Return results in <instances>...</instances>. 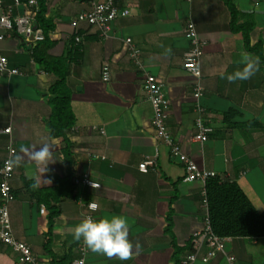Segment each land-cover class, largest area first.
<instances>
[{
	"label": "crops",
	"instance_id": "0c3cea01",
	"mask_svg": "<svg viewBox=\"0 0 264 264\" xmlns=\"http://www.w3.org/2000/svg\"><path fill=\"white\" fill-rule=\"evenodd\" d=\"M3 2L12 4V0ZM226 2L121 0L120 7L129 14L113 20L103 37L96 27L82 23L76 30L71 25L88 8V0H44V19L54 26L46 54L66 59L68 67L66 83L74 115L67 134L73 143L71 165L65 160L62 139L53 137L48 126V89L55 75L33 59L36 44L13 34L0 40V54L7 58L8 67L20 71L0 77V165L9 146L15 149L13 160L21 157L19 165L14 163L11 180L15 193L9 204L11 228L41 264H70L84 244L73 238L74 227L87 214L96 219L126 218L134 248L130 259L121 260L86 246L85 264H179L188 251L176 254V250L188 241L192 244L194 233L204 226L202 184L183 180L182 164L157 137L151 125L152 107L143 90L144 72L133 62L127 38L139 50L144 70L163 83L168 101L166 126L181 151L201 169L235 181L254 207L264 210L263 65L244 48L241 33L231 31ZM232 3L242 15L238 23L251 15L255 25L250 41L262 40L264 51V0ZM14 13L23 11L19 8ZM188 21L195 24L203 50L198 79L183 67L191 47L184 35ZM78 30L82 42L75 48L72 37ZM242 53L258 62V70L249 79L230 82L227 76L244 67ZM103 63L109 66L108 81L101 77ZM196 82L203 87L198 99L200 114L193 97ZM229 110L235 112L226 119ZM198 115L212 129L204 142L193 139ZM8 127L10 132H3ZM45 146L47 162L38 167L32 154ZM146 157L154 158L155 165L143 173L138 164ZM69 172L75 179L87 174L99 187L76 184L70 196L40 199L24 182H34L35 191L51 190ZM89 202L97 203V210L90 211ZM41 206L44 213L39 211ZM169 210L174 243L165 233ZM50 219L53 226L47 252L43 244ZM206 251L204 243L201 253ZM16 256L0 242V264H20ZM227 256L234 258L233 264H264V237H227L225 253L209 262L198 259L195 264H229Z\"/></svg>",
	"mask_w": 264,
	"mask_h": 264
},
{
	"label": "built area",
	"instance_id": "2783aa9c",
	"mask_svg": "<svg viewBox=\"0 0 264 264\" xmlns=\"http://www.w3.org/2000/svg\"><path fill=\"white\" fill-rule=\"evenodd\" d=\"M119 1L121 0H88V8L79 12L72 20L71 25L77 30L80 24L85 23L88 26L96 27L100 35L106 37L110 31L111 22L118 17H125L129 14L126 8L120 7ZM19 8L22 9L23 13L15 15L14 11ZM38 11V0H12V4H5L3 0H0V29L4 30V32L0 33V40L10 34L20 36L33 44L43 40V30L36 23ZM184 35L190 41L191 47L184 55L183 67L198 79L201 77L200 58L203 50L197 36L196 26L192 21L186 23ZM81 42L82 35H75L74 44L79 45ZM126 43L133 62L144 72L143 90L152 107L151 125L157 137L169 146L171 156L177 158L182 164L184 169L183 180L187 182L199 181L202 184L201 202L205 214L204 226L201 231L194 233L192 249L181 257L179 264H195L198 259L202 262H209L218 254L225 253V241L227 239V237H221L214 233L207 212L205 182L208 178L215 176L216 173L211 170L201 169L181 151L180 146L173 140L166 126L168 101L163 91V83L156 76L144 70L142 62L140 61L139 50L132 45L130 38L126 39ZM7 62V58L0 54V77L4 74L12 75L20 73L17 68L8 67ZM101 77L104 81L109 80V66L107 63H103L101 66ZM202 94L203 87L200 82H196L193 86V97L197 102L195 110L199 114L202 113V108L198 104V99ZM195 129L193 139L199 142L206 141L209 133L212 131L210 127L205 125L201 115H198L195 119ZM3 132L9 133L10 128L4 129ZM101 132L103 133V130ZM14 155L15 149L9 146L7 154L0 165V242L10 247L16 253L17 261L20 264H41L29 245L17 239L11 228L9 204L15 199L11 186V180L15 172ZM154 165L155 159L146 157L138 164V169L146 173ZM75 182L76 184L91 188L99 187V184L91 180L87 174L75 179ZM94 205L95 207H93ZM87 207L90 211H95L97 210V203L89 202ZM39 211L40 213H44L45 208L41 206ZM87 216L91 215L87 214ZM204 243L207 251L205 254H202L201 250ZM77 253V256L70 261V264H85L87 256L86 245H80ZM227 260L229 264H233L234 258L227 256Z\"/></svg>",
	"mask_w": 264,
	"mask_h": 264
},
{
	"label": "trees",
	"instance_id": "16d2710c",
	"mask_svg": "<svg viewBox=\"0 0 264 264\" xmlns=\"http://www.w3.org/2000/svg\"><path fill=\"white\" fill-rule=\"evenodd\" d=\"M38 1L39 11L36 15V23L42 28L44 38L36 43L31 54L34 60H36L45 70L52 72L56 77L55 81L48 89L49 95L47 102L51 106L48 126L53 137L62 139L64 143L63 153L65 160L67 161V164L71 165L72 161H70V156L73 143L69 140L67 134L74 124V115L70 108L71 96L66 83L68 67L66 59L50 58L46 54V50L48 48V34L54 29V26L44 19V0ZM226 1L230 11L231 31L241 33L244 48L247 51L255 53L260 63L263 65L262 68L264 74L263 41L259 39L254 44L250 41V34L255 25L253 18L250 14H246L247 18L243 22L238 23V19L242 16L241 13H239V11L235 8L232 0ZM77 34H81V31L78 30L74 33L72 37L73 42L74 36ZM74 46L75 48L79 47V45L75 44ZM234 112V110H229L224 116L226 119H230V115ZM256 125L259 126V123L256 122ZM75 178L76 177H73L72 173L69 172L64 176L63 182L59 181L56 186L52 187L51 190L42 189L35 191L34 182L32 184H30L29 180H24V182L28 185V189L32 195L38 196L40 199L42 196H48V198L51 199H58L60 196H70L72 194L76 188ZM205 197L207 200L209 222L215 234L221 237H264V210L258 211L235 181L220 178L217 175L208 178L205 182ZM45 203H47V201ZM57 213L58 210H55L54 215ZM166 220L167 225L165 233L170 236L171 242L174 243L171 210H169ZM52 226L53 222L50 219L48 231L43 244V247L47 252H50ZM183 249H186L188 252L191 251V241H188L183 248L176 250V254H179ZM178 262H180V260H178Z\"/></svg>",
	"mask_w": 264,
	"mask_h": 264
},
{
	"label": "clouds",
	"instance_id": "9594fccd",
	"mask_svg": "<svg viewBox=\"0 0 264 264\" xmlns=\"http://www.w3.org/2000/svg\"><path fill=\"white\" fill-rule=\"evenodd\" d=\"M242 63L244 67L234 71L227 76L232 82L236 80H246L251 78L258 70V62L250 56L242 53ZM49 150L47 146L35 151L32 154L33 160L39 167L47 162ZM14 163L19 165L21 157L16 156ZM95 207V205L93 206ZM129 224L126 218L121 216H112L111 218H93L86 216L80 223L75 225L73 238L83 243L95 253L105 254L107 256L117 255L121 260L130 259L133 252V244L129 240ZM139 247V244L135 245Z\"/></svg>",
	"mask_w": 264,
	"mask_h": 264
}]
</instances>
